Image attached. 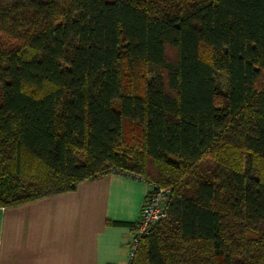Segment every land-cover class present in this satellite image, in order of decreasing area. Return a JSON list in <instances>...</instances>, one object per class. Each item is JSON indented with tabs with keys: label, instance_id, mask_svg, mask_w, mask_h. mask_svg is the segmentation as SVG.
<instances>
[{
	"label": "trees",
	"instance_id": "obj_1",
	"mask_svg": "<svg viewBox=\"0 0 264 264\" xmlns=\"http://www.w3.org/2000/svg\"><path fill=\"white\" fill-rule=\"evenodd\" d=\"M112 172L171 191L133 264H264V0H0V207Z\"/></svg>",
	"mask_w": 264,
	"mask_h": 264
},
{
	"label": "crops",
	"instance_id": "obj_2",
	"mask_svg": "<svg viewBox=\"0 0 264 264\" xmlns=\"http://www.w3.org/2000/svg\"><path fill=\"white\" fill-rule=\"evenodd\" d=\"M149 191L146 179L112 172L0 207V264H127Z\"/></svg>",
	"mask_w": 264,
	"mask_h": 264
},
{
	"label": "built area",
	"instance_id": "obj_3",
	"mask_svg": "<svg viewBox=\"0 0 264 264\" xmlns=\"http://www.w3.org/2000/svg\"><path fill=\"white\" fill-rule=\"evenodd\" d=\"M130 176L145 179L140 176ZM147 182L150 184V191L145 199L141 216L133 229L127 264H133L141 241L150 233L153 225L169 217L166 207L170 200V189L155 182L148 180Z\"/></svg>",
	"mask_w": 264,
	"mask_h": 264
},
{
	"label": "rangeland",
	"instance_id": "obj_4",
	"mask_svg": "<svg viewBox=\"0 0 264 264\" xmlns=\"http://www.w3.org/2000/svg\"><path fill=\"white\" fill-rule=\"evenodd\" d=\"M169 54L171 57H174V54L175 52L172 50V49H169ZM151 79V77L149 78V80ZM217 79H218V86H219V89L222 91V92H226L227 90V78L226 76L223 74V73H218L217 75ZM132 80L134 81V84L135 86H137L138 88H141L142 85H140V80H139V77H134L132 78ZM130 80H128L129 82ZM142 90V89H141ZM137 135L138 136V133L137 132H134L132 130V127L131 126H128L127 127V140L130 141L132 140L131 138L133 137V135Z\"/></svg>",
	"mask_w": 264,
	"mask_h": 264
}]
</instances>
